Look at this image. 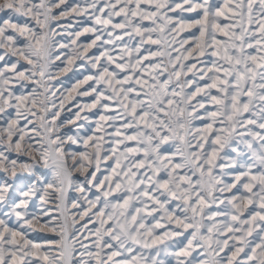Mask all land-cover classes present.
<instances>
[{"label": "snow or ice", "instance_id": "obj_1", "mask_svg": "<svg viewBox=\"0 0 264 264\" xmlns=\"http://www.w3.org/2000/svg\"><path fill=\"white\" fill-rule=\"evenodd\" d=\"M89 9L100 27L70 33L73 45L85 33L94 38L74 48L68 64L103 50L90 60L96 74L73 89L92 81L90 92L78 94L95 93L75 120H88L80 111L98 106L105 114L92 135L80 134L83 125L68 134L58 122L64 101L57 105L52 87L60 59L52 25ZM193 28L199 35L177 40ZM0 49V208L9 209L0 211V264H264V0H90L84 7L0 0ZM13 79L35 87L18 95ZM96 133L115 147L102 155ZM21 156L27 160L18 163ZM109 159L111 173L100 179V162ZM33 200L42 215L29 212ZM69 202L77 212L69 213ZM42 220L41 230L54 234L46 245L28 239L25 228Z\"/></svg>", "mask_w": 264, "mask_h": 264}, {"label": "rangeland", "instance_id": "obj_2", "mask_svg": "<svg viewBox=\"0 0 264 264\" xmlns=\"http://www.w3.org/2000/svg\"><path fill=\"white\" fill-rule=\"evenodd\" d=\"M68 0L67 3L69 5L75 6V5H80L81 7H84L86 3L90 2V0ZM175 2L179 3L182 2V0H175ZM213 3L220 2L222 3L223 0H212ZM63 7V6H61ZM187 5H185V8ZM74 13H71L68 17L63 18L59 21V27H57L56 23H53L52 27L57 35L54 36V40L58 42L57 44V49L54 50V55L59 54L60 59L54 61V65L52 67V72L53 75L55 76V80L52 81V87L53 90L56 92L57 95V105H59L60 100L63 99L64 101V109L60 112V117L58 122H63V127L61 128V132L63 133H68V134H74L77 130V127L80 125H83V128H80V134L83 135L85 131H87L88 135H92V133L95 131V122L99 120V115L100 114H105V110L102 108H93L91 111L84 110L80 111V116L84 117L87 116L88 120L80 119V120H75V114L79 109H82L85 104H91L93 102V99L95 97V93H92L91 95L84 96V95H79L78 92H85L89 91L90 88L89 85H91L93 82L89 81L88 84H83L81 85L77 91H73L74 88L78 84H80L81 81H83L87 76L90 75H95L96 74V69L92 67V64L90 62L91 58L94 56L99 55L100 51H102V48H91V50H88L87 57L83 59H75L72 64H68V57L73 55V49L74 48H79L82 47L83 45H86L91 42V40L94 38L93 35L90 33H85L82 35L76 45H73L71 43L72 39H74V36L70 35V33H75L77 31H83L84 28L88 27H100L99 25L94 24V20L92 18V10H88V15L87 14H81V16L76 15ZM177 14H179V10H177ZM169 15H173V13H169ZM73 17V18H72ZM183 17L185 19H195L196 18V13L195 12H184ZM76 19V20H75ZM84 19V20H83ZM86 19V20H85ZM80 20V21H79ZM119 18H114V22L118 21ZM76 21V22H75ZM148 24L149 22H145ZM80 25V26H79ZM191 32H196V29H187L185 32L181 33L179 36H177V40H180L181 38H188ZM120 34L119 30H116V34ZM197 35H199L198 32H196ZM87 35V36H86ZM105 38H107L105 36ZM138 39V38H137ZM125 41H127V37H125ZM99 45V42H97ZM133 44L136 43V41L132 42ZM63 44L66 45L63 49H59V45ZM145 47H149L148 45H145ZM152 47L153 50H155V46H150ZM114 56H118L120 48L117 47L112 50ZM3 50L0 49V53H2ZM83 55V53H82ZM146 55V53H145ZM6 59H8L6 57ZM18 58L17 57H11L10 63L15 62ZM20 64L27 66L26 62L23 60H20ZM201 65L198 64V67ZM4 67V63L0 61V68ZM67 67L69 70L68 71H62ZM113 68L115 65L112 66ZM191 74H189L190 76ZM77 82V83H76ZM24 83L27 85L26 88H21L20 83H17L15 79H13V82L9 85L11 90H14L16 94H23L27 95L29 92H31L32 88L35 87V84L33 81H24ZM62 94V95H61ZM195 104L196 102L193 101ZM111 107L113 108V112L117 111L115 109V106L112 105L111 102H109ZM209 109H213L212 105L208 104L206 105ZM9 112L12 113L13 117L15 116V111L13 109H8ZM201 115H203V109H198ZM35 121V118H31ZM69 120H74L75 123H67ZM21 125L23 126L24 120L21 119L20 121ZM120 121H117V126H119ZM0 126H3V120H0ZM194 126L198 128H203L204 125L201 123L200 120L194 121ZM31 126H29L30 128ZM106 132L111 133L114 131V128L109 127L108 125H104ZM29 135H33L31 131L28 133ZM97 136H102L103 137V143H102V155L104 154L105 150H107L110 147H115L114 144H111V138L106 135L105 133H96ZM131 146H135L133 142H129ZM74 149L77 150H83L82 145H73L72 146ZM164 148H170V144H165L163 146ZM91 149H89L90 151ZM174 150V149H173ZM17 154L12 153V158H16ZM27 157L21 156L18 163L22 161H26ZM115 161L113 159L109 160H102L100 162V171L96 173V175L100 178L103 179L105 176L110 175L111 173V167L114 166ZM91 171H94L95 169H90ZM41 171H45L44 169H41ZM144 171V170H141ZM24 175H27V173H24ZM73 179L77 181L78 183H83L84 182V174H82L79 171L73 172ZM6 174L3 172H0V183L3 182L5 179ZM49 179H51V175L49 174ZM230 179V178H229ZM90 187V186H89ZM94 193H96V189L92 188L90 192H86L85 195L89 199H94ZM16 195L17 197L19 196V188H16ZM225 195H228L227 193ZM69 196L71 199H80L81 194L77 192L75 189H70L69 190ZM40 202L37 200H33L29 204V212L35 215H42L40 212V209L38 208V204ZM83 207H87V201L84 200L82 201ZM49 208L55 209L56 205L54 203H50L48 205ZM215 207V206H213ZM221 209L224 208V205H219ZM9 209L7 206L0 208V211L7 212ZM94 211V209H93ZM77 212V209H73L71 207V202H69V213H75ZM57 213L54 211L53 215H56ZM47 217H44V220H46ZM86 219V218H85ZM95 219V218H94ZM44 220L41 221V224L35 225L34 228H26V233H27V238L32 240L33 243L37 244H42L46 245L47 239L51 238L54 236V234L47 229H44L43 231L41 230V225L43 224ZM15 222V217H13L12 223ZM85 221L81 220L79 223L76 225L77 228H80V225L84 224ZM149 224H154L155 221H152L151 218H149L148 221ZM163 223V221H161ZM93 227L92 223H88V228L91 229ZM158 232H162L163 229H158ZM175 239H182V237H178ZM88 241H85L87 243Z\"/></svg>", "mask_w": 264, "mask_h": 264}, {"label": "bare ground", "instance_id": "obj_3", "mask_svg": "<svg viewBox=\"0 0 264 264\" xmlns=\"http://www.w3.org/2000/svg\"><path fill=\"white\" fill-rule=\"evenodd\" d=\"M67 1H68V0H67ZM70 1H72V0H70ZM70 1H69V2H70ZM84 6H85V5H84ZM74 14H75V13H74ZM74 14H73V15H74ZM76 15H77V14H76ZM87 15H88V14H87ZM79 16H81V14H80ZM88 16H89V15H88ZM72 18H73V17H72ZM75 20H76V19H75ZM83 20H84V19H83ZM85 20H86V19H85ZM79 21H80V20H79ZM75 22H76V21H75ZM79 26H80V25H79ZM86 34H87V33H86ZM89 34H90V33H89ZM118 34H119V33H118ZM86 36H87V35H86ZM77 42H78V41H77ZM90 50H91V49H90ZM76 83H77V82H76ZM111 144H112V143H111Z\"/></svg>", "mask_w": 264, "mask_h": 264}]
</instances>
